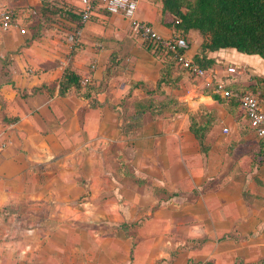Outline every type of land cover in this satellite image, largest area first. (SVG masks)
I'll use <instances>...</instances> for the list:
<instances>
[{"label":"crops","instance_id":"obj_1","mask_svg":"<svg viewBox=\"0 0 264 264\" xmlns=\"http://www.w3.org/2000/svg\"><path fill=\"white\" fill-rule=\"evenodd\" d=\"M136 1L139 21L163 38L174 36L173 29L160 23L158 1ZM95 16L108 20L115 40L103 39L96 52L94 41L104 35L103 29L90 20L84 23L73 46L71 70L88 82L101 81L115 51L106 46L119 47L132 64L122 86L92 97L95 108L72 92L57 96L64 69L53 63L61 61L67 44L55 43L53 51L46 46L49 51L33 62L31 51L13 57L10 77L0 75V83L14 82V87L0 88L6 116L0 115L1 121H12L11 132L0 128V264H264V164L243 173L229 156V144L240 137L233 133L227 140L221 131L236 132L235 119L202 91V83L162 90L188 113L200 105L215 111L206 154L189 132L187 113L123 130L120 114L127 105H119L120 99L130 93L131 82L154 88L161 64L123 17L103 12ZM0 34V52L20 46L22 35L15 30ZM193 36L198 37L190 32L186 38ZM200 42L198 37L196 48L189 45L190 57L198 53ZM224 52L208 57L218 63ZM36 62L44 68L31 77L25 69ZM24 89L27 97L20 98ZM132 94L143 97L139 89ZM42 127L48 130L44 137ZM116 159L126 164L117 165ZM130 168L139 187L123 176ZM82 181L88 198L80 197Z\"/></svg>","mask_w":264,"mask_h":264},{"label":"trees","instance_id":"obj_2","mask_svg":"<svg viewBox=\"0 0 264 264\" xmlns=\"http://www.w3.org/2000/svg\"><path fill=\"white\" fill-rule=\"evenodd\" d=\"M53 0H43L38 10V23L36 33L44 26L50 24V17H57L66 23L67 38L70 34H75L84 25L81 20L84 7L76 13L70 10L56 8L51 5ZM161 4L160 23L174 30V36L184 37L190 32H196L201 42L198 53L192 57L193 62L207 74L215 65V60L209 58L210 53L220 50L233 49L236 52L248 56H258L264 61V0H155ZM97 12L108 13L103 7V1L94 5L91 10L89 20ZM15 17L17 18V14ZM88 20V21H89ZM25 26L24 23H21ZM29 27V25H27ZM17 32V31H16ZM144 49L158 60L161 53L164 54L162 67L155 87L151 88L142 82H131L130 93L139 89L143 97L134 100L130 105L123 107V125L127 132L142 128L145 120L164 119L169 115L177 113H187L189 120V132L198 142L201 153L206 154L210 148L207 143V135L216 122V113L200 105L199 111L188 113L185 105L176 98L168 96L162 90L163 87L175 89L179 83V78H172L171 71L174 68L182 70L176 63L174 54L156 42L144 41ZM0 62L5 63L4 57H0ZM125 59L113 52L102 73L101 81L95 83L84 82L71 67L64 69L61 78L57 82V96L65 97L72 92L79 98L88 100L89 108H95L97 101L93 96H99L102 90H106L109 80L118 76L124 70L122 63ZM127 74L126 72H124ZM98 82V83H97ZM4 85L13 86L12 82L0 83V88ZM37 90V89H36ZM228 90L235 94L250 93L257 95L260 105L264 109V79L256 78L255 83L247 89H235L229 86ZM258 91H261L258 92ZM129 93V94H130ZM212 99L219 105H223L225 111L230 114L237 123V130L240 139L230 144L227 152L235 164L243 173H248L254 167L264 162L263 145L258 141L255 143L253 129L249 126L244 110L237 98H223L219 93L211 92ZM122 103H125L122 102ZM99 105V104H98ZM111 111H116L114 106H110ZM199 114L197 118L196 115ZM245 137H250L244 140ZM248 150V151H247ZM124 157V156H123ZM122 157V158H123ZM121 158V159H122ZM119 164H126L125 161ZM128 161V160H127ZM127 167V166H126ZM127 181L135 182L138 187L140 181L134 177L132 169L123 173ZM241 264V263H239ZM263 264V263H257Z\"/></svg>","mask_w":264,"mask_h":264},{"label":"rangeland","instance_id":"obj_3","mask_svg":"<svg viewBox=\"0 0 264 264\" xmlns=\"http://www.w3.org/2000/svg\"><path fill=\"white\" fill-rule=\"evenodd\" d=\"M42 1L43 0H9L8 4L10 6V8L19 16L18 19L25 24V26H23L25 28V34L19 38V43L20 46L18 48H16V50L7 52H0V55H3L1 58L4 57L5 63H1L0 62V75L1 77L4 76H9V74H11V69L10 66L13 62V57H20L23 56V54H26V51H31L32 54L31 56L28 58L33 62V59H38L39 60V55L44 54V52L47 53V51H49L53 46L55 45V43H59V44H63L69 46L67 47V52H63L62 53V58L61 61L60 59H56L54 60V63L51 61V63H53V65L56 63V67H60L61 69H65L68 66H71V59H72V53H73V49L71 47V44L67 41V34H65L66 32V28L65 25L66 23L63 22V20H60L59 18L55 17L54 20L53 18L50 17L49 20L50 24L48 26H43L38 34L36 33V25L38 23V10L42 5ZM51 5L56 7V8H61V9H66V10H70L73 12H78L80 10V4L78 0H53L51 2ZM99 14V13H98ZM104 14V13H103ZM106 16V15H105ZM99 16H93L90 19V22H95L98 25H100V27H102L101 29L102 32H104V35L100 34V36L96 37V40L94 41V49L100 52V50L102 49V41L103 39H106V41H113L114 39V33H113V29H109L108 31V24H107V19L106 18H102V19H98ZM29 25V27L27 26ZM108 32V34H107ZM2 35H10V33H2ZM0 34V45L2 43V36ZM106 37V38H105ZM186 40L188 41V44L190 46H192V49L196 48V40H198L197 36H193V37H189L186 38ZM46 46H50L49 50H47ZM75 46V45H74ZM77 46V44H76ZM106 48L108 50H115L114 52L119 56L125 59V56H123L122 54H120L116 49L118 48H110L108 46H106ZM2 51V50H0ZM51 51V50H50ZM55 51V50H54ZM226 51L223 53V55H225L226 57H221L219 59V62L216 64L217 66L214 68L215 72L214 74L211 75L210 78V86L206 87L204 86V82L203 79H196L195 77H189L187 76L185 73H183L180 69L174 68L171 71V76L172 78H179V83L177 85V87L175 89H179L181 88L182 90L184 88H187L188 85H192V86H201L203 83V87L202 91L205 94H210L211 92L213 93L214 90L218 87H220V90H228L229 86H233V88L235 89H247L250 85H253L255 83L256 78L259 79H264V61L259 58L258 56H248V55H244V54H240L238 52H236L233 49H226L223 50ZM164 54L161 53L159 55L158 58V62H160L161 67H162V61H164L165 58H163ZM166 60V59H165ZM125 63H122V67H124V70L121 71V73L118 76H114L112 79L109 80V83L107 84L106 88L109 87V90L107 91L109 94L117 89L118 85L121 84V86L126 82V78L125 77V73H127V75H130L132 72V64L131 62H129L127 59H125ZM108 62V60H107ZM93 65L95 66V63H93ZM41 68H44L43 64H39V62H36L35 67L32 66H27L25 71L27 73V75L31 76V77H36L41 73ZM93 68V66L91 67V69ZM15 70V69H14ZM208 76V73L207 75ZM206 78V77H205ZM185 82H184V81ZM14 83V82H13ZM14 87V85H13ZM174 89V88H173ZM107 90V89H106ZM105 90V91H106ZM21 94H24L25 96H20V98H26V93H25V89L24 91H20ZM261 93V91H258ZM19 94V92H18ZM17 96V95H16ZM140 94L137 95H133L132 92L130 94H125L124 98L120 99V103L119 105L124 106V105H130L134 100H138L139 99ZM1 99V98H0ZM125 103H122L124 102ZM132 101V102H129ZM264 101V100H263ZM264 103V102H262ZM5 102L2 103L0 102V115L1 116H5L3 114L4 110H5ZM222 106V105H221ZM224 107V106H222ZM199 111V110H198ZM197 111V112H198ZM122 113V112H121ZM194 113V112H193ZM120 114V113H118ZM1 116H0V128L4 129V132L10 130L11 132V127L9 128V125L12 124V121H1ZM119 116V115H118ZM121 117H123V115L120 114ZM6 117V116H5ZM196 117H199V114L196 115ZM43 128V127H42ZM124 128V126L122 127V129ZM237 129V128H236ZM125 130V129H123ZM127 130V128H126ZM233 133H238V130L235 131H230V129H228V132H223V130L221 131V137L230 140L232 137ZM14 135H17L18 133L16 131H14L13 133ZM46 134H48V130H45L43 128L41 135L44 137ZM18 136V135H17ZM232 143V142H231ZM230 143V144H231ZM210 145V143H208ZM229 144V146H230ZM228 146V148H229ZM116 148V146L112 147V149ZM99 150V149H97ZM123 151V149H122ZM121 151V152H122ZM67 152V151H65ZM118 153V152H117ZM56 158V157H55ZM55 158H51L48 159L51 161H54ZM117 165L119 163L118 159H116L115 162ZM264 164V162L259 165L262 166ZM258 167V166H257ZM132 169V168H130ZM83 182V181H82ZM83 184V185H82ZM80 186L83 188L84 185L86 184L85 182H83ZM82 198H88L90 196L89 191L86 188H83L82 192H81ZM247 194H244V197L247 198Z\"/></svg>","mask_w":264,"mask_h":264},{"label":"built area","instance_id":"obj_4","mask_svg":"<svg viewBox=\"0 0 264 264\" xmlns=\"http://www.w3.org/2000/svg\"><path fill=\"white\" fill-rule=\"evenodd\" d=\"M103 1L104 9L112 14L119 15L129 22L132 34L144 41L156 42L165 49L174 54L177 65L185 71L186 74L195 78L203 79L204 86L209 87L210 82L206 81V73L198 65H196L192 57L188 55L189 44L184 37L172 36L163 38L147 23L141 22L136 18L137 1L136 0H80L84 11L81 14L82 23L89 20L90 13L94 5ZM15 30L19 35L25 34V28L22 26L18 17H15L13 10L9 7L7 0H0V31L9 32ZM80 35V29L75 34H70L67 41L71 47L77 43V37ZM88 82L87 79H83ZM223 98H237L249 126L253 129L256 140L263 145L264 149V109L260 105L257 95L250 93L235 94L230 90H220V87L214 90ZM223 132H228L227 128H223Z\"/></svg>","mask_w":264,"mask_h":264}]
</instances>
